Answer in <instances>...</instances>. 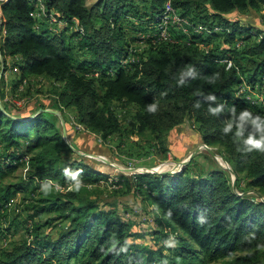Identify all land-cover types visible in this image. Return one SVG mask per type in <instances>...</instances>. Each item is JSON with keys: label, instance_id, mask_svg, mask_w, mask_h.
<instances>
[{"label": "trees", "instance_id": "obj_1", "mask_svg": "<svg viewBox=\"0 0 264 264\" xmlns=\"http://www.w3.org/2000/svg\"><path fill=\"white\" fill-rule=\"evenodd\" d=\"M44 2L66 22L64 26L39 18L40 7L32 0H0V70L4 65L0 78L4 106L0 105V178L15 170L19 162L28 165L27 182L0 183V214L13 211L9 204L17 192L30 187L41 191V182L51 179L64 190L44 198L32 217L60 209L69 228L55 233L50 227L42 232L33 222L28 239L0 246V264H152L155 260L165 264L168 255L161 250L156 257L147 246L141 253L134 242L139 223L120 216L116 203L102 198L98 188L88 189L105 173L65 141L55 113L41 111L31 117L46 106L25 113L6 99L7 69L16 75L12 90L24 86L23 95L35 89L24 85L31 76L55 85L58 90L52 106L75 108L77 122L103 141L132 129L150 133L165 146L169 131L192 120L201 140L222 149L238 177L244 175L248 189L255 188L264 196V153L238 151L231 137L221 131L227 111L211 116L203 99L212 94L217 98L215 104H224L226 109L235 106L237 111L247 108L264 115V105L236 95L244 80H264V29L240 16L261 12L264 0H172L182 19L181 24L171 25L173 40L154 41L152 34L142 48L139 43L135 46L134 38L151 28L155 32L166 0ZM77 23L83 32L71 27ZM67 30H72L71 34ZM131 55L134 60L123 64ZM225 59L232 61L231 68ZM189 66L199 75L178 86L179 72ZM216 73L215 83H208ZM113 101L130 103L136 111L119 115L121 110ZM197 101L199 108L194 107ZM153 102L159 105L154 115L146 111ZM215 163L202 172L186 166L171 173L122 175V182H116H125L136 198L152 205L180 239L182 244L169 264L218 260H223L222 264H264V200L255 192L245 193L242 187L238 191L245 194H239L230 171ZM66 167L82 170L84 187L79 192L67 190ZM138 213L140 216L141 211ZM179 232L185 237H179ZM172 233L163 231L162 235L169 238ZM156 239L154 243L160 244Z\"/></svg>", "mask_w": 264, "mask_h": 264}, {"label": "rangeland", "instance_id": "obj_2", "mask_svg": "<svg viewBox=\"0 0 264 264\" xmlns=\"http://www.w3.org/2000/svg\"><path fill=\"white\" fill-rule=\"evenodd\" d=\"M33 1V0H32ZM40 6V5H38ZM241 17L245 18L246 21L254 23L258 28L264 29V9L261 12L251 11L248 14H242ZM261 26V27H260ZM61 27V26H60ZM72 30H67L68 34H71ZM154 31L145 32L146 37H151ZM133 33L129 30V36ZM142 33L137 34L135 39L136 44L141 43L140 36ZM143 47V45H140ZM14 57V56H13ZM8 59L12 62V58L9 56ZM14 60V59H13ZM4 66H1V70ZM0 70V72H1ZM15 73L11 72L10 79L8 80L12 84ZM7 81V82H8ZM31 82L33 84H31ZM29 84L34 86L35 89H29L26 94L24 92V86H20L18 91H13L11 86L5 88L6 99L15 106L18 110L32 112L39 105L44 104L46 108H55L52 106L53 97L57 95L58 88L55 85H51L47 80H41L38 76H31L27 78L25 86ZM32 88V87H31ZM121 101H113V105H117V108L121 110L118 114L123 115L124 113L133 114L136 111V107L132 104L121 105ZM3 108V102H1ZM59 109V108H56ZM61 111V117L57 114V119L54 118L55 123L61 128L62 133L66 131L67 141L71 143L77 150L78 154L83 155L87 161L103 171L105 174L101 178L99 183L89 184L88 189L98 188L102 192V198L113 201L116 203V207L119 208V215L125 218L135 219L139 225L137 230L139 234L135 235L134 242L141 253L144 247L147 246V250L155 252V256L158 257L161 250L168 254L165 257L166 263H172L169 259L173 257L177 250L181 246L180 239L174 237L176 234L172 233V228L169 223L163 218L159 217L154 211L153 206L148 202L142 203L139 198L134 195V190L128 188L127 185L121 183L122 175H126L130 178L133 175L150 173L152 171L165 173L181 170V162L185 160L191 152L198 150L193 156V160L187 164L193 172L206 171L207 168L211 169L212 166L217 164H226V158L224 152L219 147L211 146L214 148V154L212 155L206 148L201 140L199 131L194 127L192 120L187 121L180 127H177L166 134V145L157 141L153 135L148 132L139 133L134 130L125 131L124 134H115L109 137V139L103 141L100 135L96 134L89 128L81 125L76 119V110L73 107H64ZM41 110V109H40ZM40 110L32 115H36ZM124 112H123V111ZM8 112V111H7ZM9 113V112H8ZM128 114V115H129ZM31 115V116H32ZM126 118H123L125 120ZM121 120V121H123ZM33 136V131L30 132ZM83 135V136H81ZM80 144V145H78ZM78 145V146H77ZM209 146V145H208ZM81 152L86 153L81 154ZM99 154L101 158L92 155ZM222 155L225 160L220 156ZM228 161V160H227ZM204 165V166H202ZM124 167V169L120 168ZM148 170L149 172H145ZM166 170V171H165ZM28 165L27 162L18 163L15 170L8 172L3 178H0V183L8 184V182H27L28 181ZM152 173V172H151ZM239 178L241 181L240 188L237 190L249 192L250 194L257 190L255 188L248 189L247 182L244 179V175H238L235 173L231 175L232 182ZM116 181H121L120 183ZM247 189V190H246ZM39 190V189H38ZM34 190L30 187L25 192H17L16 196L11 200L9 204L10 211L9 215L0 214V246H10L14 242L23 240L25 237L28 239L29 227H34L33 222H36L39 229L43 231H49L50 227H53L54 232H59L69 228V222L66 218L60 217L61 210L51 211L50 213H42L36 219H33L32 215L37 212V208L42 207V201L44 198L50 197L45 196L41 191ZM97 193V192H96ZM95 196V195H94ZM141 204V205H139ZM137 205L140 206V210L137 209ZM9 209V210H10ZM138 211H141L140 216ZM166 231L172 233L171 237L175 240L174 247H168L164 241L169 238H164L162 232ZM161 233V234H158ZM179 237H185L182 232H179ZM156 239L160 244L154 243L153 239ZM33 240V238H30ZM202 257V256H201ZM223 260L215 261L211 264H222ZM152 264H163L161 261L155 260Z\"/></svg>", "mask_w": 264, "mask_h": 264}, {"label": "clouds", "instance_id": "obj_3", "mask_svg": "<svg viewBox=\"0 0 264 264\" xmlns=\"http://www.w3.org/2000/svg\"><path fill=\"white\" fill-rule=\"evenodd\" d=\"M228 67H232L230 62ZM198 75L196 69L189 66L185 70L179 72L177 85L182 87L189 79H196ZM218 77L219 73L214 74L208 79V83H215ZM161 95H165V93H162ZM203 99L204 102L208 103L207 111L211 116L219 117L227 111L228 116L223 121L221 131L223 135L231 137L233 143L237 146L238 151L245 154L254 151L264 153V115L259 113L254 114L247 108L237 111L235 106L226 109L224 104H215L217 98L212 94L204 96ZM213 104H215V106H212ZM200 106V101H197L194 105L196 108H199ZM158 110L159 105L157 102L149 103L146 107V111L152 115L156 114ZM63 175L68 184V191L79 192L84 187V181L81 178V169L73 170L66 167L63 170ZM40 190L45 196L50 195L53 191H63L60 184L55 183L51 179L43 180L41 182ZM164 243L168 247L175 246V240L173 237H169Z\"/></svg>", "mask_w": 264, "mask_h": 264}, {"label": "built area", "instance_id": "obj_4", "mask_svg": "<svg viewBox=\"0 0 264 264\" xmlns=\"http://www.w3.org/2000/svg\"><path fill=\"white\" fill-rule=\"evenodd\" d=\"M40 2V11H39V18H45L52 24H55L57 26H64L66 22H63L62 20L58 19V17L55 15V13L52 10H48L44 0H39ZM156 21V29L153 33L154 36L152 37L154 41H167L172 39V26H174V23L179 24L182 22V19L178 16L176 13L172 0H166L165 8L160 17L157 18ZM45 21V20H44ZM181 24V23H180ZM76 30L83 32V27L79 25L78 23L74 26ZM202 27L197 28V30H201ZM141 39V45H145V39H147L145 34H142L140 36ZM173 40V39H172ZM142 48V46H141ZM133 47H131L132 51ZM130 60H134V57L131 55L127 57L126 59H123V64H127ZM225 62L229 65V62L232 65V61L229 59H225ZM229 68V67H228ZM236 95L241 96L244 98H247L249 101L251 100L255 104H262L264 105V80L258 79V81L255 83L251 81L250 79H246L238 86V89L236 90ZM62 188V187H61ZM64 190V188H62Z\"/></svg>", "mask_w": 264, "mask_h": 264}, {"label": "water", "instance_id": "obj_5", "mask_svg": "<svg viewBox=\"0 0 264 264\" xmlns=\"http://www.w3.org/2000/svg\"><path fill=\"white\" fill-rule=\"evenodd\" d=\"M4 66V65H3ZM3 72H4V67L2 68V70H1V72H0V78H1V76H2V74H3ZM0 104H1V100H0ZM41 111H51V112H53V113H55V114H57L58 116H60L61 117V111L59 110V109H55V108H47V109H41L39 112H41ZM38 112V113H39ZM37 113V114H38ZM6 114H7V112H6ZM36 114V115H37ZM35 115H32L31 117H34ZM67 133H66V131L63 133V137H64V139H65V141L67 142V143H69V141H67ZM71 144V143H70ZM72 145V144H71ZM73 146V145H72ZM204 148H206L212 155L214 154V148H212L211 146H208L207 144H204V146H203ZM73 148L78 152V150L73 146ZM198 152V150H195V151H193V152H191L190 153V155L185 159V160H183V162H181V165H182V167H181V170L180 171H182L183 170V168L184 167H186L187 166V164H189L190 162H191V159L193 158V156H195V154ZM81 154H85V155H87L86 153H83V152H81ZM92 155H94V156H96V157H98L100 160L101 159H103V158H101V155H99V154H92ZM224 160H225V158L222 156V155H220ZM226 161V164H220L222 167H224V168H227L229 171H230V173H231V175L233 174V176H235V170H234V168L232 167V165L227 161V160H225ZM120 168H122V169H124V167H120ZM152 173H159V172H155V171H152V170H150ZM145 172H149L148 170H146ZM171 172H176V171H170V172H165V173H171ZM163 173V172H162ZM233 188L239 193V194H245V193H248V194H250L249 192H239L238 190H237V180H236V178H233ZM253 191V190H252ZM253 192H255V191H253ZM257 194L259 195V196H261V198H262V200H264V196L262 195V194H260L259 192H257Z\"/></svg>", "mask_w": 264, "mask_h": 264}, {"label": "crops", "instance_id": "obj_6", "mask_svg": "<svg viewBox=\"0 0 264 264\" xmlns=\"http://www.w3.org/2000/svg\"><path fill=\"white\" fill-rule=\"evenodd\" d=\"M153 25H154V24H153ZM151 29H152V28H151ZM151 29L149 30L150 32H151ZM1 31H2V29H1ZM4 33H5V32L3 31L2 34H4ZM141 33L144 34L145 32H141ZM146 33H147V32H146ZM2 34H1V35H2ZM138 34H140V33H138ZM136 36H137V35H136ZM10 76H11V70H10V69H7V70H6V79L9 80V79H10ZM7 84H8L7 86H11V87H12V84H10L9 81L7 82Z\"/></svg>", "mask_w": 264, "mask_h": 264}, {"label": "bare ground", "instance_id": "obj_7", "mask_svg": "<svg viewBox=\"0 0 264 264\" xmlns=\"http://www.w3.org/2000/svg\"><path fill=\"white\" fill-rule=\"evenodd\" d=\"M35 3H36V5L38 6V5H40V2H39V0H33ZM40 7V6H39ZM0 9H1V4H0ZM40 9V8H39ZM39 12V11H38ZM0 23H1V10H0ZM1 25H3V23H1ZM1 29H2V27L0 26V33H1ZM182 166V165H181ZM175 169V171H176V169L177 168H174ZM166 171V170H165ZM171 171V170H170Z\"/></svg>", "mask_w": 264, "mask_h": 264}]
</instances>
